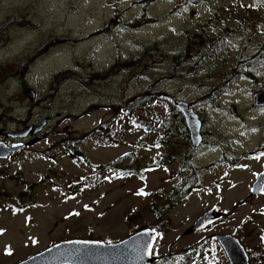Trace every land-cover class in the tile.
Returning <instances> with one entry per match:
<instances>
[{
    "label": "rangeland",
    "instance_id": "1",
    "mask_svg": "<svg viewBox=\"0 0 264 264\" xmlns=\"http://www.w3.org/2000/svg\"><path fill=\"white\" fill-rule=\"evenodd\" d=\"M150 5L155 22L132 29L139 0H0V25L21 22L6 30L0 48V133L45 121L30 150L0 160V264L62 241L117 243L144 228L157 236L155 257L228 264L210 238L238 227L250 264H264V191L252 195L264 171V105L254 102L264 52L250 73L255 79L242 66L233 73L264 50V0ZM151 47L159 54L144 61L147 70H111ZM150 86L184 101L202 121L204 145L193 148L188 139L187 166V142L168 131L173 106L136 99L151 95ZM214 87L216 99L201 105ZM184 176L199 186L158 219L153 209ZM216 208L229 213L228 222L186 235Z\"/></svg>",
    "mask_w": 264,
    "mask_h": 264
},
{
    "label": "water",
    "instance_id": "2",
    "mask_svg": "<svg viewBox=\"0 0 264 264\" xmlns=\"http://www.w3.org/2000/svg\"><path fill=\"white\" fill-rule=\"evenodd\" d=\"M195 14V13H194ZM27 95L32 100L33 92ZM164 98L173 103L183 114L186 125L190 132L191 141L194 147L201 143V121L194 111L184 102L177 101L176 98L164 95ZM255 105H264V83L261 92L254 96ZM45 121L32 130L31 136H37L43 129ZM31 128H27L21 133L13 135L23 138ZM36 141L28 144L31 146ZM24 144H14L10 147L5 143H0V159L7 158L12 154L23 151ZM264 188V172L261 173L253 184L252 195L262 193ZM221 218L220 214L207 212L203 214L187 231V234L201 231ZM215 239L223 248L230 264H249V259L238 240L228 235H216ZM155 237L150 229H143L128 239L117 244H105L93 240H70L61 242L46 250L27 258L18 264H152L156 259H151V255L145 250L152 247Z\"/></svg>",
    "mask_w": 264,
    "mask_h": 264
},
{
    "label": "trees",
    "instance_id": "3",
    "mask_svg": "<svg viewBox=\"0 0 264 264\" xmlns=\"http://www.w3.org/2000/svg\"><path fill=\"white\" fill-rule=\"evenodd\" d=\"M151 1L152 0H139V5L141 6V12L139 13L138 16L133 17V19L127 24L128 27H130L132 29H137V28H141V27H144L146 25H149L152 22H155V19H153L152 16L149 15V9L151 7V5H150ZM20 23H21L20 20L16 19L14 21L8 20L7 22L0 25V48L2 46H4V43L2 42V40L4 38V34H5L6 30L9 27H12L15 24H20ZM198 37H200V35L195 36V38H198ZM199 40H200V38H199ZM201 41L202 40H200V42ZM205 42L206 41H202L201 44H205ZM262 52H264L263 49L258 54H256L255 56L241 61L240 64L237 63L235 65L233 73L238 75V74H240L241 70L246 68L247 73H244V75H246L250 79H255V77L250 76V73H251V71L258 68V67H256L257 57H259V55ZM154 54H159V52L156 51L155 47L142 48L141 54H139V56H137V57H135V58H133L127 62H121V64L112 67L111 70L116 71L118 68L121 67L123 69L122 71L126 70L127 68H131L132 70H137V71H142V70L145 71L148 68L144 67V61H146V63H147L150 59H153ZM176 60H177V58H176ZM239 66L240 67L242 66L241 70L239 69ZM189 73L192 74L191 71H189ZM69 75H70V73H68V76ZM94 76L95 75L88 76L87 80L91 79ZM87 80L84 79L83 82L87 83ZM214 89H215V91L212 92L211 95H208V96L206 95L205 97H202L200 99L201 105L210 104L213 100L216 99L217 95L219 94V92H221V90H219V87H214ZM151 90H152V87L150 86L149 91H151ZM150 94L151 95H148L147 98L142 95V97L138 96V97H136V99H146V101L150 99V100H155V101H160V102L166 101V100L162 99V96H161L162 94H160L159 90H153V91H151ZM112 108H114V106ZM171 109H172V112H174V115H173L172 123L168 124L170 126L169 131L172 132L174 135L179 136L181 139H183L187 142L189 139V137H187V135H189V133H188V130L186 128V124L184 122V119L175 107H173ZM103 133L105 135L107 134L105 129H104V131H102V134ZM101 138L103 141H105V139L102 135H101ZM77 157L80 158V155H77ZM159 162L162 163V160H159ZM183 165L187 166V159H185V161L183 162ZM114 166L115 165H111L108 168L110 169V168H113ZM100 169H103V167ZM196 181H190L188 183L192 185V184H196ZM88 185H92V183H89ZM181 187H182L181 184H179V185H176L172 188V190L170 192L171 195L168 199V203H169L168 205L166 204V202H164L163 206L161 205L159 208L153 209V212L158 217V219H161L162 217L169 214V212H171L172 209L180 201H183V199H185L188 196V194L190 193V190L188 189L186 191H183ZM168 224H169V222H168L167 218L164 219V221L162 222V226L164 227V231H166L168 229ZM186 252H188V250H185L184 252L180 253L178 256H181V255L185 254ZM173 255H175V254L169 253L168 255L164 256V259H161L160 264H174V262L177 260L174 258ZM176 264H185V262L184 261H177Z\"/></svg>",
    "mask_w": 264,
    "mask_h": 264
},
{
    "label": "flooded vegetation",
    "instance_id": "4",
    "mask_svg": "<svg viewBox=\"0 0 264 264\" xmlns=\"http://www.w3.org/2000/svg\"><path fill=\"white\" fill-rule=\"evenodd\" d=\"M169 96H171V95H169ZM174 97V96H173ZM27 127V126H26ZM26 127H25V129H26ZM31 128L29 131H28V133H27V135L25 136V137H23V138H25V139H23V140H20L21 138H19V137H14L13 135H16L17 133H21V131H24L25 129H18V130H14V131H12V130H6V132L4 131V133H0V143H5L6 144V146H8V147H10V146H12V145H14V144H17V143H20V144H24V145H26V147L24 148V150L22 151V152H20L21 154L22 153H25L27 150H30L31 149V146H28V144L31 142V139L33 140V138H31V132H32V130L34 129V126L32 127L31 125H28V127L27 128ZM168 131H169V128H168ZM202 145H204V143H202ZM189 147V149L186 151L187 152V154L185 155V154H181V159H185V158H188V156H189V154L191 153V151H192V147H191V145H190V143L189 142H187V143H184V145H183V147L182 148H185V147ZM203 146H201V148H202ZM16 154H19V153H16ZM16 154H14V155H16ZM14 155H12V156H14ZM165 155V154H164ZM166 156L167 155H165V158H166ZM196 167L198 168V165L196 164ZM126 170H128V172H126V173H133L132 172V170L131 169H126ZM187 172H189V174L191 175V172H192V170L191 169H189V170H187ZM184 174H186V173H184ZM183 174V175H184ZM196 180H198V178L196 177V178H194V179H192V181H196ZM188 182H190V180H188L187 178H185V176L184 177H182L181 178V181H180V184H181V188H182V190L183 191H186V190H192V189H194L196 186H199V185H197V184H189ZM170 195H171V193H169L167 196H166V199H165V202H166V204L168 205L169 203H168V199H169V197H170ZM213 211H215V212H217V213H221L222 214V218L218 221V222H216L215 224H212V225H210L207 229H205V230H203V231H200V232H197V233H202V232H204V231H207V230H209V229H212V228H214V227H216V226H218L219 224H221V223H226V222H228L229 220V213L228 212H224V211H222L221 209H219V208H216V209H214ZM239 229H240V227H238L236 230H233L232 231V233L230 234V235H232V236H234V237H238V232H239ZM195 234V233H194ZM217 234H222V233H213L212 234V237L210 238V240L213 242V244H215L216 246H217V248H218V252L219 253H222L223 255H224V252H223V250H222V248H221V246L219 245V243L214 239V235H217ZM189 235H192V234H189ZM238 239H239V242L241 243L242 241H241V239L238 237ZM201 241H199V244H197V245H195V247H197V248H200V246H201V243H200ZM241 244H243V243H241ZM209 245H210V243H209ZM242 246H244V245H242ZM245 247V246H244ZM246 248V247H245ZM247 249V248H246ZM248 251H250V250H248ZM247 251V254L249 255V262H251V260H252V256H251V254H249V252ZM207 252H210V250H208ZM224 257H225V255H224ZM158 258H160V260L156 263V264H160L161 263V257H158ZM226 258V257H225ZM228 262V261H227Z\"/></svg>",
    "mask_w": 264,
    "mask_h": 264
},
{
    "label": "bare ground",
    "instance_id": "5",
    "mask_svg": "<svg viewBox=\"0 0 264 264\" xmlns=\"http://www.w3.org/2000/svg\"><path fill=\"white\" fill-rule=\"evenodd\" d=\"M190 107V106H189ZM178 111H179V109L177 108V107H175ZM191 108V107H190ZM192 109V108H191ZM193 110V109H192ZM179 113L182 115V117H183V114L179 111ZM195 113V112H194ZM183 119H184V117H183ZM200 119V118H199ZM200 121H201V119H200ZM184 122H185V119H184ZM185 124H186V122H185ZM186 128H187V130H188V133H189V139H190V142H191V145H192V147L193 148H195L194 146H193V144H192V141H191V137H190V132H189V129H188V127H187V125H186ZM201 129H202V121H201ZM201 129H200V135H201ZM202 143H203V139H202V135H201V143H200V146L202 145ZM199 146V147H200ZM210 212H214V211H210ZM201 217V216H200ZM199 217V218H200ZM198 218V219H199ZM197 219V220H198ZM196 220V221H197ZM195 221V222H196ZM151 231H152V233H153V235H154V237H155V243H154V245H153V247H152V250H151V259H156V261L154 262V263H152V264H156L159 260H160V258H158V257H155V256H153V250H154V247H155V245H156V243H157V236H156V234H155V232L152 230V229H150ZM139 231H141V230H139ZM138 231V232H139ZM137 233V232H136ZM186 233V235H188L187 234V231L185 232ZM134 235V234H133ZM131 237V236H130ZM129 238V237H128ZM127 238V239H128ZM126 240V239H125ZM124 241V240H123ZM120 242H122V241H120ZM117 243H119V242H117ZM117 243H109V244H117ZM105 244H107V243H105Z\"/></svg>",
    "mask_w": 264,
    "mask_h": 264
},
{
    "label": "snow or ice",
    "instance_id": "6",
    "mask_svg": "<svg viewBox=\"0 0 264 264\" xmlns=\"http://www.w3.org/2000/svg\"><path fill=\"white\" fill-rule=\"evenodd\" d=\"M261 190L264 191V189H261ZM262 239H264V238H262ZM145 250L148 252L149 255H151V249L150 248H146Z\"/></svg>",
    "mask_w": 264,
    "mask_h": 264
}]
</instances>
